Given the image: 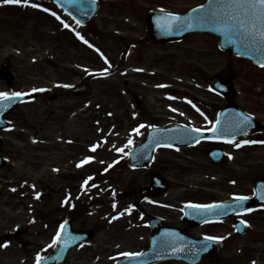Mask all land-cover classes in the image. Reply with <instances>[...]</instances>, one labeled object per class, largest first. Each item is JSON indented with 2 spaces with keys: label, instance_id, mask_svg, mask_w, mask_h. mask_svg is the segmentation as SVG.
Returning a JSON list of instances; mask_svg holds the SVG:
<instances>
[{
  "label": "rangeland",
  "instance_id": "374dc122",
  "mask_svg": "<svg viewBox=\"0 0 264 264\" xmlns=\"http://www.w3.org/2000/svg\"><path fill=\"white\" fill-rule=\"evenodd\" d=\"M205 1L103 0L88 35L84 29L75 30L65 16L63 23L69 27L64 29L51 14L56 8L48 0H29L37 8L0 0V67H9L16 76L12 85L0 80V93L44 89L59 95L48 105L50 113L41 99L20 106L9 116L14 128L3 133L8 163L0 170V264H35L32 255L38 254L41 245L50 247L58 227L69 216L74 218V228L93 229L95 234L72 250L64 264H114L124 253L147 247L151 231L147 219L134 213L130 193L137 181L150 183L148 171L134 170L128 164V154L145 134L137 133L134 125L148 120L145 115L136 116L134 91L149 99L152 119L164 121L198 104L208 79L221 73L233 80L242 107L264 119V69L221 52L211 35L199 34L181 44L150 46L144 63L130 58L125 68L117 65L118 36L133 31L137 37L144 36L148 9L184 12ZM74 31L88 35L91 47L76 45L73 36L67 35ZM153 61L155 81L136 76L139 67L147 71ZM90 71L106 74L93 76L81 92L79 76ZM170 89H176L177 94L171 96ZM94 146L95 152L91 151ZM89 157L91 162L82 164ZM252 158L237 174L250 171L252 178L264 174V148L253 150ZM169 159L171 190L166 197L173 207L181 206L178 200L185 197L184 187L190 180L179 178V166L174 158ZM159 163L160 154L157 167ZM88 177L93 179L85 185ZM84 203L91 206L84 207ZM262 209L253 215L255 223L248 234L232 243L238 250L244 249L251 237L259 263L264 260ZM20 228L26 229L24 235L15 234ZM21 240L32 243L21 246ZM232 245L228 243L226 255ZM226 262L250 264L240 251Z\"/></svg>",
  "mask_w": 264,
  "mask_h": 264
},
{
  "label": "flooded vegetation",
  "instance_id": "af4514ba",
  "mask_svg": "<svg viewBox=\"0 0 264 264\" xmlns=\"http://www.w3.org/2000/svg\"><path fill=\"white\" fill-rule=\"evenodd\" d=\"M131 33L132 35H120L117 41L118 62L120 63L121 68H125L126 62L130 60V58H137L138 62L144 63L147 56L146 50L150 46L181 44L194 37L193 35L179 42L156 43L152 42L146 33L142 37L135 36L133 34L134 31ZM154 64L155 61L152 62V66L147 71L142 67H139V69H137L136 76L155 81L156 70L153 69ZM210 79L211 78L208 79L205 85L206 90H202L204 98L198 100V111H192L191 109L186 108L184 110V114L182 115L157 122L152 119V111L150 110L149 99L146 95L143 94L144 97L141 99L140 103L135 106L136 116L145 115L148 119L147 122L149 125L168 126L180 124L190 129H200L199 133H203L205 136H202V138H200L197 142H181L173 144L174 146L172 147L160 148L159 167H157L158 160H156V162L146 170L148 171V177L150 179L155 177H166L169 180L168 175L171 173V168L168 165L170 161L169 158H174L176 164L180 168V173L178 175L179 178L184 179L188 177L190 180L184 189L186 190L185 197L189 196L191 198L184 197L178 200V202L182 203L181 206L173 207V201L166 197L171 190L170 180V189L162 194L153 193L151 186H148L147 184L142 185L141 181H137L133 194L134 213H137L138 217L143 214L147 219V222L150 215H157L162 218L165 225H175L181 227L186 233L195 238H223L226 244V250L228 243L230 242L232 245L237 238L235 228L236 220L238 218H245L244 221L246 222L248 232V223L250 225L255 223L253 222V215L256 214L254 213L255 208H252L247 214L243 215L244 218H242L243 216H232L222 221L207 222L201 226H193L190 222L185 221L182 208L184 211V207L188 203L209 205L232 200L238 196L251 195L252 174L250 171L237 174L240 172L238 169L241 168V165L247 166L252 163L253 150H262L264 145L261 144L256 147L253 143H243L244 141H253V139L257 138L259 134L242 136L235 139H229L226 136H221L220 133H216L214 138L212 136H206L212 135L211 129L214 128L218 122L221 109L228 105H233L237 101H229L221 94L212 92L208 85ZM90 82L91 79L87 76V74L79 76L78 84L81 85V92L86 90V87L90 84ZM136 93L141 92L134 91V94ZM173 93L176 94L177 91L175 90ZM55 97H57V95H55ZM43 99L45 102L47 101L46 96H44ZM226 140H232L233 143H226ZM236 144H241L242 146L237 148L235 146ZM212 153L215 155V160L210 157V154ZM229 157H231V159ZM194 176L198 178L191 180V177ZM153 189L154 191L156 190V188ZM171 212L178 213V217ZM197 229L201 231V234H194L193 231ZM28 244L29 242H25L24 245L27 246ZM229 250L231 252L227 255L222 252L216 257L206 258L203 264L208 262L226 264V261H232L235 259L236 252L238 251L246 254L247 260L250 264H264V260L260 261V263L252 261L254 256L256 259V255L253 254L256 251L253 249L251 237L248 239L244 249L238 250L237 245H232ZM44 255L45 254L42 253L40 258ZM170 263L184 264L174 261Z\"/></svg>",
  "mask_w": 264,
  "mask_h": 264
},
{
  "label": "water",
  "instance_id": "95a60500",
  "mask_svg": "<svg viewBox=\"0 0 264 264\" xmlns=\"http://www.w3.org/2000/svg\"><path fill=\"white\" fill-rule=\"evenodd\" d=\"M54 1L59 2L64 7H66L67 5L76 6L74 3L72 2L70 3L66 0H54ZM78 1H79L78 5L88 4L89 6H91L92 4H94V10L92 11L93 13H90V10H87V12L84 15L81 13L78 14L79 17L84 19V22H86V20H88L91 17L93 18L97 12V10L95 12V8H96L95 2L92 3L90 0H78ZM208 3L204 5V8L207 7ZM70 8L71 7H68L67 10L72 13ZM97 8H98V5H97ZM204 8H201V7L196 8L194 10H197V11L192 10L187 15L180 17L181 22H183L184 20H188L190 23H192L193 26L190 28L184 27L181 30L177 26L178 23L180 22L172 21L169 17V14H163V13H158V12L149 13L147 17V28L152 38L155 40H176L179 38H183L185 34L187 35L192 32H201V31L213 32L214 34L220 37V47L223 50L230 53L231 55H238V56L246 57L258 64L264 63V52L252 50L251 47L245 48L239 42L233 43L222 32L217 31L216 26L211 23L201 24L191 19L192 17H196L200 15L204 11ZM159 28L160 30H158L159 32L157 33V29ZM0 78L8 79L9 83H11L13 79L10 72L6 69L0 70ZM216 81L222 82V84L215 83V87L216 88L219 87V90L223 94H231V95L234 94V90L230 82L222 80L221 78L214 79V82ZM34 96L35 95H31L30 97L20 96L17 98H10L8 100H0V128H5L6 126H9L7 125L9 123L3 120V116L10 113V111L13 108H15L19 102L24 101L28 98H34ZM169 136H170L169 132L162 133L157 130L154 132H151L148 135L147 142L145 143L148 148L146 149V146H143L144 151H146V155L147 154L151 155L154 149L156 148L157 143L166 140ZM138 155H139L138 149H135L130 158L131 163L133 165L137 164L136 159ZM145 164L147 165L148 163H145ZM2 165H3V159H2L1 146H0V166ZM241 204H243L242 206L245 207V203H241ZM156 232H158V230H156ZM160 237L161 236L158 235L157 237L152 238V243L150 245L151 248L146 253V256L144 257L143 260L137 261L135 257H128V259H122L118 264H145V263L149 264V263H155L163 259H167V258L181 259V260H184L190 263H195V262H199L200 258H201L200 260H202V258H204V256L208 254L206 253V251H200L199 255H196V259L191 260L189 258L192 256H190L187 251L175 252L173 250L168 249V248L174 247V245L172 246L168 245L167 246L168 248H166L167 243H165L163 247V244H159L157 242L158 238ZM171 237H178V236L172 234ZM89 238H90V232L74 231L71 229L70 222L69 223L66 222L63 227L61 236H60V244H61L60 249L56 253H54V255L46 258L42 264H57V263L63 262L70 248L74 247L75 245L81 242L86 241ZM216 253L217 251L214 253L210 252V254H216ZM169 254L171 255L173 254V255L169 256Z\"/></svg>",
  "mask_w": 264,
  "mask_h": 264
},
{
  "label": "snow or ice",
  "instance_id": "6c2138e0",
  "mask_svg": "<svg viewBox=\"0 0 264 264\" xmlns=\"http://www.w3.org/2000/svg\"><path fill=\"white\" fill-rule=\"evenodd\" d=\"M4 4H18L24 7H39L37 4L29 3V0H2ZM201 8H204L202 5ZM43 11L47 12L48 9H43ZM197 11V10H193ZM55 16V13H51ZM169 17L172 21L180 22L178 23V27L182 30L184 27H192V23L188 20H184L181 22V18L179 16H174L169 14ZM59 19V17H56ZM193 21L197 23H211L216 26V30L222 32L226 37H228L233 43L239 42L245 48H252V50L264 52V0H209V3L204 11L196 16L191 18ZM63 23V21H61ZM68 27V25H64ZM82 39V38H81ZM87 43V41H85ZM91 47V45H89ZM107 62V61H106ZM260 67L264 68V63L260 64ZM60 87H70V85H58ZM159 87H165V85H159ZM34 91H44V89H34ZM21 93H12L11 97L7 93H0V100H8L10 98L20 97ZM171 98V97H170ZM175 111V109H173ZM248 123L247 118L241 119L236 122L234 125L235 128L241 127V125H246ZM140 127H144V125H140ZM138 131V129H137ZM194 132H199L200 129H193ZM211 131L213 133H219V129L212 128ZM246 134V133H245ZM226 143H233L232 140H226ZM131 143V141H129ZM244 144L248 143H258L257 141H244ZM259 143H264V141H259ZM170 146V145H164ZM237 148L241 147V144L235 145ZM91 151L95 152L96 147L94 146ZM122 151V150H121ZM231 159V157H229ZM92 158H85L82 161V164H87L91 162ZM82 164L77 165V167H81ZM93 179L92 177H88L87 180L84 181L85 185L88 184V180ZM15 191V189H13ZM37 199L39 196L37 195ZM264 198V196H262ZM234 199L238 201H246L248 197L246 196H238ZM116 206L113 205V208ZM191 208L197 209H206V210H214V209H222L224 205L221 204H209V205H188ZM115 218V217H114ZM241 224H245V221H241ZM61 229H63V225H61ZM59 239V234L57 238ZM206 240L217 241L223 238L217 237H205ZM55 243V240H54ZM3 247H7V244L2 245ZM205 250H207V246H205ZM125 256H138L141 255L139 253H124ZM40 257H37V264H39Z\"/></svg>",
  "mask_w": 264,
  "mask_h": 264
}]
</instances>
